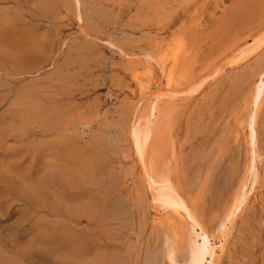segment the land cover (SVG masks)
<instances>
[{
	"label": "rangeland",
	"instance_id": "obj_1",
	"mask_svg": "<svg viewBox=\"0 0 264 264\" xmlns=\"http://www.w3.org/2000/svg\"><path fill=\"white\" fill-rule=\"evenodd\" d=\"M263 73L264 0H0V264L183 262L146 120L214 264H264Z\"/></svg>",
	"mask_w": 264,
	"mask_h": 264
},
{
	"label": "bare ground",
	"instance_id": "obj_2",
	"mask_svg": "<svg viewBox=\"0 0 264 264\" xmlns=\"http://www.w3.org/2000/svg\"><path fill=\"white\" fill-rule=\"evenodd\" d=\"M164 67V66H163ZM162 70H164V68ZM150 70V69H149ZM176 70V68H175ZM165 71V70H164ZM174 79V78H173ZM256 104L264 95V73L261 76V82L256 89L255 94ZM256 106V105H255ZM256 117L254 114L253 128H251V137L255 138V123ZM153 132V123L151 120H146L144 123L140 122L135 129V146L137 152L141 154V160L144 164L148 182L156 190L158 198L162 201L163 205L170 209H181L188 216L189 233H188V254L183 262H179L177 258V251L174 246L171 245V249L167 252L166 261L169 264H214L216 256V250L218 249L217 243L212 241L211 236L207 229L202 225L199 219L191 212L187 204L179 197L176 186L171 178L170 172L167 169L163 173H156L152 166H150L145 160L147 148L150 143V139ZM255 141V140H253ZM253 179V175H250ZM257 180L253 179V182H248L243 188L242 199L246 200L249 194L253 191ZM250 183V191L247 190ZM247 190V191H246ZM239 202V200H238ZM239 211V210H238ZM224 228L220 229L222 233ZM169 242H173L172 238L167 239ZM186 244V245H187Z\"/></svg>",
	"mask_w": 264,
	"mask_h": 264
}]
</instances>
